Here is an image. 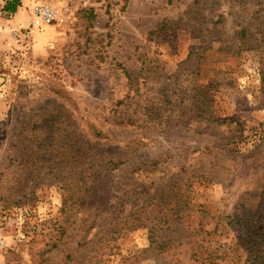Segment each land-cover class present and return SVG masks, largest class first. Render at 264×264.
<instances>
[{"label": "rangeland", "instance_id": "obj_1", "mask_svg": "<svg viewBox=\"0 0 264 264\" xmlns=\"http://www.w3.org/2000/svg\"><path fill=\"white\" fill-rule=\"evenodd\" d=\"M9 1L0 264H198L233 245L234 215L263 207L264 0H20L18 19Z\"/></svg>", "mask_w": 264, "mask_h": 264}, {"label": "trees", "instance_id": "obj_2", "mask_svg": "<svg viewBox=\"0 0 264 264\" xmlns=\"http://www.w3.org/2000/svg\"><path fill=\"white\" fill-rule=\"evenodd\" d=\"M20 6V0H11L6 3L3 10L7 14L13 15L16 14ZM242 9L246 11L245 7H242ZM248 15L254 16L256 12H248ZM251 31V26L242 27L239 34L242 45L247 42L251 44L252 39L256 37L255 34H251ZM262 206L256 211L244 212L242 216L245 219L242 222L239 220L241 216L234 215L237 221L231 228H236V237L234 238L236 242L233 245H220L215 251L216 255L214 252L209 253V247L206 248L198 264H264V199L262 200ZM230 224L232 225L233 222H230ZM213 232L215 233V231ZM213 232L206 231L204 234L210 236L213 235Z\"/></svg>", "mask_w": 264, "mask_h": 264}, {"label": "built area", "instance_id": "obj_3", "mask_svg": "<svg viewBox=\"0 0 264 264\" xmlns=\"http://www.w3.org/2000/svg\"><path fill=\"white\" fill-rule=\"evenodd\" d=\"M58 15V11H55L48 7H38L36 9V17L42 23L51 24L53 23Z\"/></svg>", "mask_w": 264, "mask_h": 264}, {"label": "crops", "instance_id": "obj_4", "mask_svg": "<svg viewBox=\"0 0 264 264\" xmlns=\"http://www.w3.org/2000/svg\"><path fill=\"white\" fill-rule=\"evenodd\" d=\"M21 15V12L19 13V12H17V14L15 15V19H18V18H20L19 16Z\"/></svg>", "mask_w": 264, "mask_h": 264}]
</instances>
